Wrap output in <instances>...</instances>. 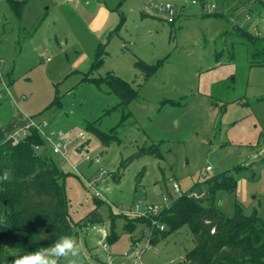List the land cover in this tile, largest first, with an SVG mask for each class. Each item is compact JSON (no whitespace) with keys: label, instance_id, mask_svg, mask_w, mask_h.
I'll list each match as a JSON object with an SVG mask.
<instances>
[{"label":"rangeland","instance_id":"1","mask_svg":"<svg viewBox=\"0 0 264 264\" xmlns=\"http://www.w3.org/2000/svg\"><path fill=\"white\" fill-rule=\"evenodd\" d=\"M16 1L19 18L9 0H0V142L21 116L63 131L68 161L60 154L56 160L79 264H135L133 246L141 250L138 264L181 262L194 246L186 226L143 248L146 224L126 231L115 206L140 199L162 211L163 196L169 205L227 170L236 184L216 190L214 206L231 216L239 204L264 221V0H171L173 22L144 8L162 0H93L104 10L103 26L116 30L99 40L103 62L90 82L81 79L99 44L94 13L79 10L76 0ZM138 62L159 65L145 73ZM110 75L131 88L127 105L106 85ZM87 124L110 141L102 144ZM101 170L103 198L96 201L81 178ZM191 196L204 205L209 198L204 186ZM91 211L99 213L98 224L85 223L92 216L82 220Z\"/></svg>","mask_w":264,"mask_h":264},{"label":"trees","instance_id":"2","mask_svg":"<svg viewBox=\"0 0 264 264\" xmlns=\"http://www.w3.org/2000/svg\"><path fill=\"white\" fill-rule=\"evenodd\" d=\"M9 4L19 18V2L9 0ZM233 29L239 30L237 26ZM237 34L242 37H246V34L248 38L252 36L242 30ZM99 47L100 44L91 64L93 70L103 62ZM136 64L145 73L147 70L154 71L159 65ZM104 81L120 97L121 104L127 105L132 100V90L127 82L113 75ZM85 128L102 144H107L111 139L92 124H87ZM42 143V139L34 132L21 138L18 143H14L11 138L0 142V206L6 200L5 205H2V219L9 224V227L0 226V264H11L15 256L47 247L59 237H71L73 234L66 217L67 199L59 182L64 174L49 154L34 152L33 145ZM5 172L9 173L8 180L3 179ZM235 184V178L227 170L213 176L203 185L209 194L205 205L202 200L198 201L190 195L193 190L203 188L199 185L173 198L157 218L166 225V229L153 231L150 244L166 237L172 230L186 226L194 246L185 252L181 262L175 264H264V221L256 210L245 214L240 205L235 204L233 214L226 216L213 204L216 190L231 191ZM95 198L96 201L101 200ZM99 204L97 202L96 206ZM120 215L126 217L124 227L128 232L135 229L137 221L150 224L145 217ZM91 216L94 220L85 223L98 224L100 216L97 211L89 212L82 220Z\"/></svg>","mask_w":264,"mask_h":264},{"label":"built area","instance_id":"3","mask_svg":"<svg viewBox=\"0 0 264 264\" xmlns=\"http://www.w3.org/2000/svg\"><path fill=\"white\" fill-rule=\"evenodd\" d=\"M192 3H195L193 0ZM148 10L150 13L159 16V17H164V19L167 22H173L174 18L177 15L176 12V7L172 3L171 0H162L160 2H148L146 4ZM208 7V5H206ZM0 83L4 84V79L2 76V73L0 72ZM23 124L13 130L7 138H11L14 143H18V141L21 138L26 137L29 135L31 132L36 133L43 141L42 144H34L33 145V150L35 153L40 154L41 151L43 150L44 146H47L49 149V153L51 155H58L60 154L63 158L64 161H68V158L65 155L64 148L66 145V141L64 139V134L61 129H55V130H50L46 131L44 127L46 124L44 123H38L36 122L32 117L30 116H24L23 117ZM80 136L83 137V134L80 133ZM87 159V157H86ZM73 168L75 169V166L73 165ZM206 170L210 171L211 167L206 166ZM103 173H105V170H101L98 176L92 177L90 179H85L81 178L84 182V185H86L90 190L91 194L95 197L98 198H103L100 188H99V182L100 179L102 178ZM172 186L174 188V192H179V186L176 182L172 183ZM191 195V194H190ZM163 203L167 207L168 205L166 204L168 199L166 196L162 197ZM141 201L140 199L135 201L130 208H124V206H115L116 212L120 214H126L128 216H140V217H145L150 221V224L147 225V229L145 230V235L147 238V242L145 245H143V248L150 247V238L153 236V231L159 230L163 231L166 229V225L164 223H161L157 218L160 215V205L156 203H147ZM107 203H109L107 201ZM110 204V203H109ZM102 247L105 249L107 247V243L105 242L107 238V231L102 228ZM138 244V242H136ZM135 246H133L134 248ZM132 248L131 252L133 254V258H136V260L141 259V250L138 248ZM124 256L128 255V252H123L122 253ZM135 260V264H138V261ZM108 264H112V261L109 260Z\"/></svg>","mask_w":264,"mask_h":264},{"label":"clouds","instance_id":"4","mask_svg":"<svg viewBox=\"0 0 264 264\" xmlns=\"http://www.w3.org/2000/svg\"><path fill=\"white\" fill-rule=\"evenodd\" d=\"M3 179H9L8 172L4 173ZM81 251L73 237L61 236L47 247L15 256L11 264H60L61 260H67L68 264H79Z\"/></svg>","mask_w":264,"mask_h":264},{"label":"crops","instance_id":"5","mask_svg":"<svg viewBox=\"0 0 264 264\" xmlns=\"http://www.w3.org/2000/svg\"><path fill=\"white\" fill-rule=\"evenodd\" d=\"M68 1H71V2H74L75 0H68ZM75 7H77L79 10H81L82 12H88L89 14L90 13H94V18L96 19V20H98L99 18H100V16H102V15H104L105 13H104V10L103 9H101L99 6H97V2H95V1H93V0H76L75 2ZM173 3V2H172ZM174 4V3H173ZM174 6H175V4H174ZM176 7V6H175ZM181 8H183L182 6H180ZM144 8H146V10H147V7H146V3L144 4ZM149 11V10H148ZM100 12V14H99V16H98V13ZM102 14V15H101ZM98 16V17H97ZM106 16V15H105ZM104 16V17H105ZM92 24L93 23H91V26H92ZM94 28L92 29V34L96 37L95 38V40L97 41V38H98V41L100 40V39H103L104 38V36L106 35V38L105 39H107L108 37H110L111 36V34H113V33H115V31H114V28H115V30H116V27H112V25L110 24V25H107V26H103V22L101 21L100 22V19L98 20V22L95 24L94 23ZM232 28H234V25L232 26ZM99 44H100V46L102 45V44H105V42H101V41H99ZM99 44H97V46L95 47V51L94 52H96V48L98 47V45ZM94 45H95V43L94 44H92V46L94 47ZM99 49H101V47H99ZM94 57H95V53H94ZM87 63H89V62H85V64H84V68H88L87 69V71L85 72V76L81 79V81H85V82H90L91 81V79H92V77H90V74L93 72V71H95V70H97V69H91V64H92V62H91V64H90V66L89 67H86L85 65L87 64ZM88 80V81H87ZM23 117L24 116H21L20 118H16V123H15V125H14V127L10 130V131H7L5 134H6V136L3 138V140L5 139V138H7L8 137V135L13 131V130H15V129H17V128H19L22 124H23V122H24V120H23ZM2 140V141H3ZM41 152H45V153H47V154H49L51 157H53L54 158V160L58 163V160H56V157H57V155H51L50 153H49V149L47 148V146H44V148H43V150L41 151ZM97 159H98V156L96 157ZM92 176H95V174H93ZM92 176L91 177H89L88 179H90V178H92ZM96 177V176H95ZM102 187V185L100 186V184H99V188H101ZM158 190V189H157ZM109 203V205H112L111 204V202L110 201H108ZM143 224V223H142ZM123 264H125V263H123Z\"/></svg>","mask_w":264,"mask_h":264},{"label":"water","instance_id":"6","mask_svg":"<svg viewBox=\"0 0 264 264\" xmlns=\"http://www.w3.org/2000/svg\"><path fill=\"white\" fill-rule=\"evenodd\" d=\"M156 191L158 190L156 189ZM5 203H6V200H3L2 205H5ZM2 205L0 206V226L9 227V224L5 220L2 219V213H3Z\"/></svg>","mask_w":264,"mask_h":264}]
</instances>
